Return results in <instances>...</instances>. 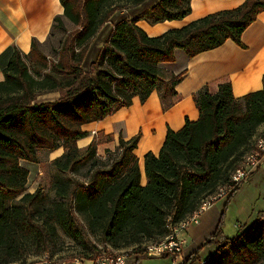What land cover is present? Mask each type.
<instances>
[{
  "label": "trees",
  "instance_id": "trees-1",
  "mask_svg": "<svg viewBox=\"0 0 264 264\" xmlns=\"http://www.w3.org/2000/svg\"><path fill=\"white\" fill-rule=\"evenodd\" d=\"M61 2L64 15L55 18L54 28L65 29L66 21L75 28L64 37L58 58H50L34 38L29 54L15 48L0 81V264L22 259L29 240L38 251L49 252L60 231L79 245L100 231L105 243L144 253V243L170 234L172 226L199 211L203 200L219 188L232 187L230 200L246 180L237 184L233 173L254 149L255 135L264 124V83L262 89L238 98L227 81L217 92L200 90L195 95L199 120L187 119L181 130L170 129L159 154L146 153V184L136 153L138 135L129 141L122 137L118 157L102 166L95 141L86 148L77 143L87 136L84 125L129 107L135 96L144 101L161 86L162 63L175 61L178 49L194 57L229 38L244 46L242 33L264 12V0H247L237 9L213 12L150 37L138 25L141 18L155 24L182 19L192 11L191 0H159L139 17L119 18L87 70L84 61L91 39L129 3ZM102 64L106 67L98 71ZM182 78L183 73L170 76L172 93ZM49 91L61 97L37 99ZM60 147L65 151L52 160L56 170L50 190L28 191L29 169L22 159L36 162L40 149ZM88 164V184L74 185L68 173ZM79 214L87 224L78 222ZM220 221L214 236L181 264L198 263L207 244L218 250L203 264H264V218L217 241L224 234Z\"/></svg>",
  "mask_w": 264,
  "mask_h": 264
},
{
  "label": "crops",
  "instance_id": "crops-1",
  "mask_svg": "<svg viewBox=\"0 0 264 264\" xmlns=\"http://www.w3.org/2000/svg\"><path fill=\"white\" fill-rule=\"evenodd\" d=\"M126 1L129 3L127 9L114 12L111 19L102 25L97 35H100L105 28H107L110 35L114 23L119 18L139 17L147 10L149 11L159 0H140L137 4L134 3L135 0ZM191 1L192 11L182 19H168L154 24L146 18H141L138 25L150 37H155L164 34L171 28H181L189 22L210 15V13L225 9H237L247 0ZM58 15H64V6L61 0H0V81L5 78L4 70L9 65L15 48L19 47L26 54H29L34 38L40 44L45 43L54 29L55 18ZM107 38L100 42L98 46L102 47ZM242 41H244V46L229 38L223 45L211 48V50L201 51L194 57H190L184 49L176 50L177 58L175 61L162 63L164 81L161 86L150 93L144 101L139 96H135L129 107L123 106L115 113L104 117L103 120L92 121L84 125L87 136L79 138L77 140L78 145L86 148L92 141H95L98 157L104 159L107 153H111V155H113L112 153L114 155L119 153L122 137L124 140L129 141L136 135L140 136L136 153L139 155L140 166L143 169L142 181L146 184L147 180L144 172L146 153L152 151L159 154L170 129L181 130L185 127L187 119L193 120V122L199 120L201 111L196 104L195 95L200 90L206 87L211 93L217 92L221 84L230 81L233 83L234 95L240 98L245 94L263 88L264 12L258 15L249 28L244 30ZM90 49L84 61L85 69H87V61L89 63L94 61L88 60L91 55L89 54ZM182 73V80L175 84L176 93H172L170 76ZM58 93L61 97V93ZM64 151V147L49 150L48 160L52 161L62 156ZM21 164L29 169L28 191L34 192L37 187H30L32 171L41 170V161L30 162L22 159ZM35 182L33 181V183ZM212 207L213 203L200 213L201 220H199V223H191L185 230V251L181 256L176 260L170 255H163V257H170L173 264H181L206 239L214 236L213 234L221 222V212L220 209L213 211ZM263 213L264 208L259 209L257 217H261ZM204 250V253L202 251L200 255L202 261H205L218 249L217 245L209 244L204 247ZM149 256L145 253L133 254L128 256L127 264H136L140 257Z\"/></svg>",
  "mask_w": 264,
  "mask_h": 264
},
{
  "label": "rangeland",
  "instance_id": "rangeland-1",
  "mask_svg": "<svg viewBox=\"0 0 264 264\" xmlns=\"http://www.w3.org/2000/svg\"><path fill=\"white\" fill-rule=\"evenodd\" d=\"M74 28H75V24L69 21H66L65 29L59 27L54 28L48 40L45 41V43L40 44L41 50L44 53L48 54L50 58H52L53 60L57 59L58 50L62 44V41L64 40V37ZM107 37H109V33L107 32V28H105L100 35H96L91 39L90 42L91 49L89 52V54L91 55L88 59L89 61L90 60L96 61V58L99 55V51H100L99 49L101 47L98 46V44H100V42H103V40H105V38ZM87 63H88L87 69H90V63L88 61ZM105 67L106 65L102 64L98 68V71H101V69ZM59 97L60 94L58 92L49 91L47 93L39 95L37 99L40 100L41 102V101H47L48 99L55 100L58 99ZM255 137L256 138H254V149H251L246 154L249 153L251 154L253 152H256L260 140L262 138L264 139V124H261L259 126ZM112 154L113 155H111V153H107V156L104 159H100L102 161V166L105 165L109 166L112 160L115 157H118L117 156L118 154L115 155L114 153ZM48 157H49L48 150H42V149L39 150V160L41 161L42 164V166L40 167L41 170L36 169V171H32L33 174L30 185V187L32 188L41 187L44 190V192H48L50 190L52 176L56 170L55 167L52 165V161L48 160L49 159ZM91 173H92V166L88 164L86 166H82L77 173L69 172L68 175L71 176L74 185H77L78 183H84L85 185H87L90 180ZM33 181L36 182L33 183ZM223 189H230V188L224 187ZM220 190L221 188H219L216 191V193L212 196L219 195L217 193H219ZM205 201L213 202L211 196L209 195L203 200L200 209H203L202 207ZM212 208L213 211L220 209L221 212L220 216L223 221L222 229L224 234L218 236L217 241L223 240L224 237L232 238L233 236L238 235L240 230H244L251 223L253 224L254 222L258 221L259 218H264V213L262 214L261 217H257L258 210L264 208V164L262 163V165L258 167L257 171L254 172V174H252L251 176L249 175V177L243 182V185L240 187V189L237 190L235 194H233L230 200H228V195L224 197L219 196V198L213 203ZM76 218L78 222H80L81 224H85V223L87 224V220L84 215L82 214H79V216L76 215ZM199 220H201L200 215H199ZM239 226L242 227V229H240ZM149 241H153V240H149ZM149 241L142 245V250L144 249L145 251V246L147 243H149ZM57 242L58 243L56 244V246L52 247V249L49 252H45L44 250L38 251L36 247L33 245V241L29 240L27 244L28 246L25 256L22 259L10 262L8 264H40V262L42 261H46L48 264H53L56 261L59 262L68 261L74 263L75 258L83 257L84 259L90 260L89 258L91 257L94 259V257H98L100 255L105 256L106 254H108L113 250L128 252L127 254L129 256L139 253V252H134L135 250L133 247L127 246L118 249L112 246L110 243L108 244L105 243L104 239L100 234V231L90 233L88 236V242H85L84 244H80V245L75 243L71 237L65 235L62 231H60L59 236L57 237ZM203 255H207V254H203ZM136 264H173V261L172 259H170V257L161 258L150 255L149 257H143V258L140 257L136 262ZM195 264H203V263L202 260H200L198 263L196 262Z\"/></svg>",
  "mask_w": 264,
  "mask_h": 264
},
{
  "label": "built area",
  "instance_id": "built-area-1",
  "mask_svg": "<svg viewBox=\"0 0 264 264\" xmlns=\"http://www.w3.org/2000/svg\"><path fill=\"white\" fill-rule=\"evenodd\" d=\"M264 164V139L262 138L258 144V148L256 152L246 154L241 166L233 173V179L238 184L243 182V180L247 179L251 173L257 169L258 166ZM230 189L221 188L220 192L217 193L219 195L211 196L213 202L205 201L203 205V209H199L197 213L189 215L183 221L176 223L175 226L171 227V233L164 236L161 240H153L149 241L146 244L145 254L163 257L166 253H169L170 256L174 257L176 260L184 250L185 240V230L191 223H199V215L200 213L208 206L214 203L219 196H227L229 195ZM128 252L124 251H111L105 256L94 257V259H84L83 257L75 258L74 263L68 261H56L53 264H127L128 260ZM203 263V262H202ZM40 264H48L46 261L40 262Z\"/></svg>",
  "mask_w": 264,
  "mask_h": 264
}]
</instances>
